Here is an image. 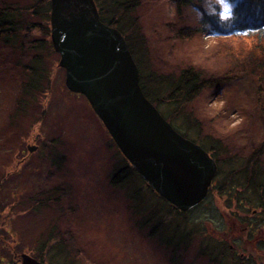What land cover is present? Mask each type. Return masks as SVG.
Returning a JSON list of instances; mask_svg holds the SVG:
<instances>
[{
    "label": "rangeland",
    "instance_id": "1",
    "mask_svg": "<svg viewBox=\"0 0 264 264\" xmlns=\"http://www.w3.org/2000/svg\"><path fill=\"white\" fill-rule=\"evenodd\" d=\"M237 1L201 0L179 12L174 0H143L136 16L148 37L153 65L158 70L178 71L190 66L203 69L208 76L227 77L226 84L206 89L188 108L204 132L225 139L233 155L247 156L252 143L264 141L259 84L249 71L255 42L251 37L228 38L210 32L213 24L205 22V18L226 20ZM181 29L191 35L189 40L180 38ZM200 29L209 31L198 32ZM6 52V47L0 46V241L6 245L5 250L12 255L28 254L31 241L26 240L24 229H48L49 221L63 215L64 219L59 221L61 228L67 225L75 228L77 243H85L98 254L97 264H170L167 254L157 244L146 241L143 231L136 228V216L130 211L131 199L126 198L125 188L111 185L116 158L110 134L88 100L67 89L59 54H51L47 59L51 73L47 92L39 96L38 105L31 104L25 111L19 102L22 68L14 59L7 58ZM261 86L264 89V83ZM63 152L69 164L59 182L54 158ZM52 174L53 181L48 178ZM58 187L70 192L68 208L73 210L67 212V207L61 208L62 204L56 205V201L41 212L29 206L33 200L28 197ZM40 197L44 198L41 194ZM19 200L21 206L15 203ZM9 204L14 207L11 210L22 211L12 220L8 217ZM206 204H213V208L204 205L191 217L205 220L208 229L214 230L212 226L218 225L222 212L226 215L225 208L220 200ZM233 210L242 214L237 208ZM229 213L227 221L233 229L224 236L237 240L235 232L240 226ZM14 226L22 232L13 229ZM262 229L258 237L263 239ZM64 233L73 236L71 230ZM10 235L21 238V245L8 246L9 242H15ZM214 235L219 238L223 234L217 235L215 231ZM243 236L248 238L247 234ZM244 244L246 252H254L255 240L248 239ZM191 258L192 255L186 258L184 264ZM193 264L202 263L198 260Z\"/></svg>",
    "mask_w": 264,
    "mask_h": 264
},
{
    "label": "trees",
    "instance_id": "2",
    "mask_svg": "<svg viewBox=\"0 0 264 264\" xmlns=\"http://www.w3.org/2000/svg\"><path fill=\"white\" fill-rule=\"evenodd\" d=\"M142 1L95 0L101 21L118 29L125 37L138 66L140 86L146 98L155 105L178 133L207 151L216 161L218 170L207 197L193 209L181 211L147 185L110 135V143L114 147L116 158L110 183L119 188H125L126 198L131 199L130 211L136 216V228L143 231L146 241L157 244L158 248L167 254L170 264H184L185 259L190 255L192 260L187 264H193L198 260L202 264H264V237L262 236L263 239L258 237L261 236L258 234L259 230L264 227V141L257 145L252 143L250 154L247 156H242L240 153L233 155L230 144L225 139L202 130L199 121L192 117L188 106L192 105L206 89L226 84L228 79L226 76L224 78L208 76L202 71L203 69L190 66H185L178 71L158 70L153 65L148 37L136 16ZM199 1L201 0H174L179 12L188 6H196ZM50 14L51 0H26L11 3L0 0V46L6 47L8 50L6 57L14 59L18 67L22 68L21 88L23 90L19 100L22 110L27 109L31 104H39V96L47 92L46 87L51 80L47 59L51 54L57 53L51 40ZM205 19V22L209 20L213 24V30L210 32L228 38L251 37L254 39L255 46L250 58L251 70L249 71L258 80L257 91L260 98L258 105L264 119V89L261 86L264 83V47H262L264 0H238L226 20ZM181 30L180 38L189 40L191 35L188 31ZM201 31L209 30H198V32ZM22 58L28 61L23 63ZM238 75L235 74V76ZM54 162L60 175L58 180L61 182L63 169L69 164L68 157L63 152L56 160L54 158ZM51 177L53 181V174L48 176V178ZM40 194L44 196L43 199ZM40 194L28 197L33 200L29 206L36 211L41 212L51 207L54 201L57 202L56 205L62 204L61 208L67 207V212L68 209L73 210L68 208L70 192L65 188L62 190L58 187L47 193L42 191ZM36 199L38 200L35 201ZM212 200L214 202L220 200L226 215L224 216L222 212L220 219L216 222L218 225L212 226L214 230H209L205 220L194 219L191 214L204 205H213L206 204ZM15 203L21 206L22 202L19 200ZM12 207L9 204L8 217L11 220L22 212L13 211ZM233 208H237L242 213L241 216L235 214ZM4 210L5 208L1 211ZM229 212H232L235 224L238 223L240 226L235 232L237 240L224 236L233 229L229 227L227 221ZM64 215L66 218L67 213ZM62 219H64L63 215L58 220L49 221L48 229L41 228L38 231L24 229L26 240L31 241L32 244L28 247V254L45 264H97L98 254H94L93 249L85 243H77L78 235L74 236L75 228L69 225L61 228L59 221ZM80 224L83 226L81 222ZM13 229L22 232L17 226ZM244 229V234L248 235L247 239L241 233ZM69 230L73 231V236L67 237L63 231L69 232ZM215 231L217 235H223L218 238L214 235ZM256 237H258L257 240ZM10 238L15 242H9L8 246L21 245V238L11 235ZM248 239L255 240L254 252H246L247 249H244V247L247 248L244 243ZM5 249L6 245L0 241V264L5 262L18 264L16 259L19 255H12Z\"/></svg>",
    "mask_w": 264,
    "mask_h": 264
},
{
    "label": "water",
    "instance_id": "3",
    "mask_svg": "<svg viewBox=\"0 0 264 264\" xmlns=\"http://www.w3.org/2000/svg\"><path fill=\"white\" fill-rule=\"evenodd\" d=\"M50 23L67 89L88 100L147 185L181 211L201 203L217 173L216 161L146 98L125 37L101 21L95 0H51ZM19 260L45 264L27 253Z\"/></svg>",
    "mask_w": 264,
    "mask_h": 264
},
{
    "label": "flooded vegetation",
    "instance_id": "4",
    "mask_svg": "<svg viewBox=\"0 0 264 264\" xmlns=\"http://www.w3.org/2000/svg\"><path fill=\"white\" fill-rule=\"evenodd\" d=\"M18 261H19V263H18V264H21V262H20V260H19V257H18Z\"/></svg>",
    "mask_w": 264,
    "mask_h": 264
}]
</instances>
